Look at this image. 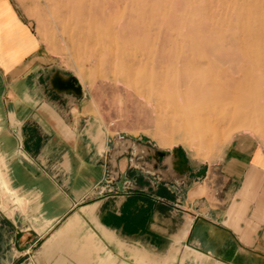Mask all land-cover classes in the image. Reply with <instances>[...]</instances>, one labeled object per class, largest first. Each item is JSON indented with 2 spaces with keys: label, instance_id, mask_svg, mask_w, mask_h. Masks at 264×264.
I'll return each mask as SVG.
<instances>
[{
  "label": "crops",
  "instance_id": "obj_1",
  "mask_svg": "<svg viewBox=\"0 0 264 264\" xmlns=\"http://www.w3.org/2000/svg\"><path fill=\"white\" fill-rule=\"evenodd\" d=\"M52 55L0 0L3 264H264V136L233 134L203 160L181 147L182 166L158 153L175 146L117 139L129 132Z\"/></svg>",
  "mask_w": 264,
  "mask_h": 264
},
{
  "label": "rangeland",
  "instance_id": "obj_2",
  "mask_svg": "<svg viewBox=\"0 0 264 264\" xmlns=\"http://www.w3.org/2000/svg\"><path fill=\"white\" fill-rule=\"evenodd\" d=\"M11 2L102 121L129 132L117 139L203 160L233 134L264 136V0ZM133 149L124 157L141 161ZM12 239L0 215V264Z\"/></svg>",
  "mask_w": 264,
  "mask_h": 264
},
{
  "label": "water",
  "instance_id": "obj_3",
  "mask_svg": "<svg viewBox=\"0 0 264 264\" xmlns=\"http://www.w3.org/2000/svg\"><path fill=\"white\" fill-rule=\"evenodd\" d=\"M70 77V79H71V81H72V84L70 83V85H69V89H71V90H73L74 92H77L78 93V91H79V88H73V84H75V79H74V77L73 76H69ZM72 85V86H71ZM159 154H160V157H164V156H177L178 157V159H179V163H180V165H182V166H184V164H185V158H184V155L182 154V153H180V149H175V150H173L172 151V153L171 154H167V153H165V152H158Z\"/></svg>",
  "mask_w": 264,
  "mask_h": 264
}]
</instances>
